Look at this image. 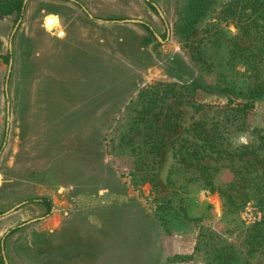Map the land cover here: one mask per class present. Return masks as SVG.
Wrapping results in <instances>:
<instances>
[{"label": "rangeland", "instance_id": "1", "mask_svg": "<svg viewBox=\"0 0 264 264\" xmlns=\"http://www.w3.org/2000/svg\"><path fill=\"white\" fill-rule=\"evenodd\" d=\"M14 1L0 0V264H207L213 243L195 250L202 228L264 264V251L249 249L257 208L229 213L197 171L232 179L226 155L201 146L210 130L231 148L264 134V94L232 118L250 86L264 87L251 40L241 39L243 62L228 64L234 21L251 10L241 0H149L161 18L145 0H27L12 35ZM80 6L99 20L144 21L163 42ZM173 56L235 99L191 92L171 76Z\"/></svg>", "mask_w": 264, "mask_h": 264}, {"label": "trees", "instance_id": "2", "mask_svg": "<svg viewBox=\"0 0 264 264\" xmlns=\"http://www.w3.org/2000/svg\"><path fill=\"white\" fill-rule=\"evenodd\" d=\"M241 3L244 5L241 8L245 9V7H248L251 10V14L246 19H242L244 15H239L234 21L237 36L231 39L233 43L231 57L228 61L229 65L231 62L234 64L243 62V56L239 52L243 51L241 50L242 46L240 42L244 38L245 40H251L254 44V52L247 55V57L251 56L253 58L254 61L252 64L258 63L256 60L261 61L264 57V0H241ZM148 6L154 9L149 3ZM10 8L14 11L15 20L20 19L23 10V0H15L10 3ZM254 14L255 16L252 18ZM141 26L150 35L152 34L148 27ZM171 63L173 66L171 70L169 69L171 76L181 77L179 74L185 76L186 86L191 92L201 90L216 93V95L226 97L227 99L232 97L228 100L235 99V94L229 88L218 85H207L201 79L195 77L189 65L183 62L178 56H173ZM247 71H251V75L253 74L257 77L259 67L258 65H248ZM172 72H175L176 75H173ZM248 90L249 95L244 97L241 103L243 116H233L232 118L240 119L244 117L247 110L252 108L253 102L260 99L264 94V87L261 85L255 87L250 86ZM198 128H201V124L199 123H195L192 126V132L195 135ZM214 134L212 130L205 133L204 138L201 139V146L208 152L216 153L217 157H220L222 154L226 155L231 163L229 167L232 179L226 183L217 182L214 180V170H211L212 168L197 163V171L200 172L202 188L210 193L217 192L223 199L224 207L229 213L241 210L248 203L253 204L257 208L261 216L250 229L249 249L254 252L264 251V134L258 135L260 143L256 147L253 145H243L234 148L217 141ZM149 150V153L152 154L151 161L149 162L151 170H153L152 181H155L157 176L156 171L160 164L158 159L160 153L159 142H151ZM249 156L251 158L248 159ZM40 201V203L49 208V202L46 199H41ZM209 242L213 243L209 248L213 257L207 260V264H250L248 260L239 258V255L234 253L231 245H222V241H219L212 233H208L204 228L199 233L195 250L207 246Z\"/></svg>", "mask_w": 264, "mask_h": 264}, {"label": "water", "instance_id": "3", "mask_svg": "<svg viewBox=\"0 0 264 264\" xmlns=\"http://www.w3.org/2000/svg\"><path fill=\"white\" fill-rule=\"evenodd\" d=\"M26 1L27 0H23V7H24V5H25V3H26ZM147 3H149L152 7H154L155 9H156V11H157V13L159 14V16L162 18L163 17V15H162V13H161V11H160V9L155 5V4H153L152 2H150L149 0H145ZM23 9V8H22ZM82 9H83V11L86 13V15L90 18V19H92V20H96V21H98V22H101V23H120V24H122V23H136V24H140V25H143V26H145V27H148V29L152 32V34L154 35V37L156 38V40L160 43V42H163V40L155 33V32H153V28L149 25V24H147L146 22H144V21H141V20H136V19H125V20H120V21H118V20H114V21H107V20H99V19H95L84 7H82ZM50 20H48V22H49ZM19 22H20V19L17 21V24L15 25V27H14V29H13V32H12V35H13V33L16 31V28L18 27V24H19ZM11 35V36H12ZM167 37H168V33H167ZM10 65H11V61L9 62V70H10ZM8 70V71H9ZM25 202H22V203H20V204H17V205H15L13 208H11L8 212H6V213H4L3 215H6V214H9V213H12V212H14V211H16L17 209H19V207H21L23 204H24ZM36 219H34V220H31V221H29V222H32V221H35ZM29 222H27V223H24V224H22V225H20V226H23V225H25V224H28ZM13 229V228H12ZM11 229V230H12ZM8 233H10V231H8L5 235H7ZM3 245V241H1V246ZM4 259V263L5 264H8L7 263V260L5 259V258H3Z\"/></svg>", "mask_w": 264, "mask_h": 264}, {"label": "crops", "instance_id": "4", "mask_svg": "<svg viewBox=\"0 0 264 264\" xmlns=\"http://www.w3.org/2000/svg\"><path fill=\"white\" fill-rule=\"evenodd\" d=\"M75 3H77V2H75ZM80 7H81V9H82L83 6H80ZM82 10H83V9H82ZM88 18H89V17H88ZM89 19H90V18H89ZM95 21H96V20H95ZM97 22H98V21H97ZM108 24H110V23H108Z\"/></svg>", "mask_w": 264, "mask_h": 264}]
</instances>
